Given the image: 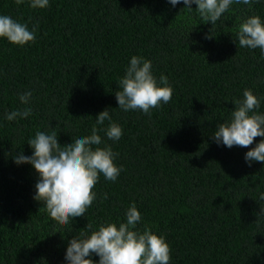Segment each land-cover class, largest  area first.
Wrapping results in <instances>:
<instances>
[{"label":"trees","instance_id":"1","mask_svg":"<svg viewBox=\"0 0 264 264\" xmlns=\"http://www.w3.org/2000/svg\"><path fill=\"white\" fill-rule=\"evenodd\" d=\"M196 8L169 0H49L34 10L28 0H0V15L36 29L23 47L0 38V264H68L72 238L88 223L92 231L126 223L133 203L142 217L136 230L147 225L164 237L170 264H264V163L245 160L264 138L231 149L212 138L246 89L264 114V58L236 40L247 18L264 23V0L233 3L215 25ZM132 56L150 60L158 86L163 75L173 89L150 115L121 110L115 97ZM29 91L24 105L19 96ZM26 107L27 118H5ZM106 109L122 128L118 141L103 131L109 121L96 125ZM93 125L99 147L118 153L122 171L114 182L100 174L85 216L61 226L34 199L35 169L14 157L32 155L28 141L37 131L54 130L65 146L91 135ZM89 258L99 264L95 254Z\"/></svg>","mask_w":264,"mask_h":264},{"label":"clouds","instance_id":"2","mask_svg":"<svg viewBox=\"0 0 264 264\" xmlns=\"http://www.w3.org/2000/svg\"><path fill=\"white\" fill-rule=\"evenodd\" d=\"M169 2L173 7L183 3L189 10L195 4L200 17L212 25L220 20L233 3L252 4V0ZM15 3L21 5L25 0H15ZM28 3L34 10L49 6V0H28ZM0 38L23 47L35 41L36 29L29 30L27 24L8 15H0ZM236 40L240 48L260 49L261 57L264 58V23L261 18L254 15L244 20ZM151 69L150 60L132 56L125 76L119 80L120 90L115 92L121 110H140L145 115H150L152 109L171 101L173 89L169 86L167 77L162 75L160 84L163 86H158ZM31 97L32 93L29 91L21 94L19 99L22 104L28 105ZM234 105L235 110L232 111L230 120L217 125L212 138L217 144L229 149L234 146L248 148L257 137L264 138V114L255 111L260 108V100L251 90L246 89L243 99L235 100ZM31 111L30 107L11 111L6 113L5 118L10 122L27 118ZM105 121H109L108 127L103 129L107 138L112 141L120 140L122 128L111 121L107 109L96 117V125H104ZM96 125H93L91 135L76 138L65 146H61L54 130L50 134L37 131L35 138L28 141L33 150L32 155L26 156L21 151L14 157L17 165L29 164L35 169L39 179L35 185L34 199L39 203L43 202L49 216L61 226L85 216L96 199L93 189L100 174L106 180L114 182L122 171L114 163L118 153H114L111 146L99 147L102 138ZM245 160L249 167L253 162L264 163V139L246 153ZM261 200H264V195ZM141 219V213L133 203L126 210V223L101 224L95 231H92V224L88 223L79 237L69 241L65 260L68 264H94V260L89 257L95 254L99 257V264H170L171 249L165 238L153 234L147 225L142 232L136 230Z\"/></svg>","mask_w":264,"mask_h":264}]
</instances>
